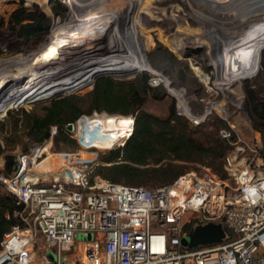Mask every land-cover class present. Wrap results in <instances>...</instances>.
<instances>
[{
	"label": "rangeland",
	"instance_id": "rangeland-1",
	"mask_svg": "<svg viewBox=\"0 0 264 264\" xmlns=\"http://www.w3.org/2000/svg\"><path fill=\"white\" fill-rule=\"evenodd\" d=\"M55 1L65 8L64 13L53 14L50 6ZM101 2L102 0H75L78 6L85 5L87 9L97 8ZM129 2L130 0H103L102 3L108 5L105 7L106 11L104 8L100 10L103 14L108 13V18L122 21L120 7L125 11L130 6ZM20 3L23 6L35 4L47 15L49 24L46 33L26 39L5 31V21ZM133 3L134 11H137L133 20L135 34L153 73L134 62L127 50L113 52L104 44H92V39L98 35L96 33L99 30L89 31L88 34L83 32V28L81 31L78 29L68 33V36L50 39L54 30L75 20L80 13L76 6L67 5L64 0H0V23H3V27H0V60L3 57L6 59L0 66V71L6 73L0 79V143L3 148L0 169H6L7 161L12 166L11 159L14 154L35 142L31 140L33 134H29L19 120L23 112L40 116L43 113L42 108L51 100L67 95L81 98L77 102L84 109L87 107L84 95L91 90L96 79L104 76L126 83L139 75H145L146 83L151 89L140 109L159 119L167 118L171 112L179 114L189 124L188 131L191 136L201 144L213 145L218 138L217 130L230 124L234 137L241 141L250 142L254 136H258L260 151L264 153V122L249 112L243 89L244 84L248 83L264 99V75L259 65V54L264 48V25H257L259 22L264 23V0H133ZM80 48L85 52L96 51L101 58L126 52V59L131 64L124 70L115 69L111 61L101 65L98 62L91 64L81 59ZM251 64L256 65L255 68L246 70ZM93 71L99 74L91 79ZM128 88L122 86L121 89L125 91ZM154 93L160 98H152ZM10 94L13 97L4 102ZM213 102L216 104L212 109L219 116L212 110L196 126L191 125L187 115L182 113V106H186L189 113L197 114ZM99 112L89 113H98L95 116L101 115L103 119L90 125L89 128L95 133H105L111 126H127L128 130H132V115ZM112 116L116 118L111 120ZM59 127L62 128L63 124ZM96 127L100 131H96ZM66 131L63 127L61 132L57 131L52 137L50 147L44 149L48 154L41 167H47L52 162L51 159L58 162L55 152L70 151L77 147L75 138ZM125 139L110 147L112 150L95 144L100 148H93L88 154L98 161V173H110L112 163L123 161H107V157L117 150V146L120 148L117 158L124 156ZM157 147L164 149L161 145ZM166 161L184 163V169L200 174L210 171L219 176L221 173L218 168H215L218 172L212 170L205 162L181 161L172 158L170 153L160 160L162 163ZM131 164L150 167L158 163L154 164L148 159L146 164ZM123 175L118 182L123 183L126 180L124 177L127 175ZM137 186L152 187L149 183ZM7 192L0 188V194ZM25 212L23 210L22 214ZM17 222H20L19 218ZM187 241V235L181 237L182 244L185 245ZM35 242L33 251L36 259L40 261L42 243L38 231Z\"/></svg>",
	"mask_w": 264,
	"mask_h": 264
},
{
	"label": "built area",
	"instance_id": "built-area-1",
	"mask_svg": "<svg viewBox=\"0 0 264 264\" xmlns=\"http://www.w3.org/2000/svg\"><path fill=\"white\" fill-rule=\"evenodd\" d=\"M212 110L182 113L196 126ZM78 120L64 125L67 130L70 124L66 132L78 145L55 152L57 163L51 159L41 167L48 154L41 145L57 132L51 125L47 139L17 151L10 169H0V188L21 204L13 212L20 222L0 240V264H264V160L258 136L245 142L234 137L230 124L217 130L227 144L224 178L186 170L169 183L144 188L96 171L98 161L88 153L100 148L93 144H106L94 131H81ZM208 221L224 227L221 241L181 243L195 224ZM37 231L40 263L33 251Z\"/></svg>",
	"mask_w": 264,
	"mask_h": 264
},
{
	"label": "trees",
	"instance_id": "trees-1",
	"mask_svg": "<svg viewBox=\"0 0 264 264\" xmlns=\"http://www.w3.org/2000/svg\"><path fill=\"white\" fill-rule=\"evenodd\" d=\"M50 8L54 15L65 12V8L58 1H55ZM48 24L47 15L37 5L23 6L20 3L10 12L4 23V29L15 37L30 39L46 33ZM0 27H3V23H0ZM79 54L82 60L91 62V64L98 62L101 65L111 61L117 70L127 69L131 64L126 59V52L110 56V58H101L96 51L85 52L83 48H80ZM3 62L4 57L0 60V66ZM259 65L261 73L264 75V48L260 51ZM98 74L97 71H93L91 79ZM146 79L145 75H139L132 81L121 83L106 76L100 77L94 81L91 90L84 95L87 101L86 108L83 109L81 105H78L77 101L81 98L76 95H67L51 100L47 106L42 108L43 113L40 116L23 112L19 120L23 122L24 129L29 134H33L31 140L40 142L47 138L49 126L55 125L59 129L57 131L61 132L66 123L74 121L81 114H89L91 111H102L123 116L132 115V130L124 141V156L117 158L120 150L117 146L115 147L117 150L107 157V161L116 159H123V161L112 163L110 165L112 171L102 173V176L113 182H118L119 177H123L125 174L127 175L124 177L126 180L122 182L134 186L149 183L153 187L169 183L179 173L187 170L184 169V163L160 162L170 153L172 158L181 161L205 162L214 171H217L215 168H218L221 172L219 176L225 177L222 156L226 151L227 144L224 141L217 138L213 145L201 144L198 139L191 136L186 120L174 112H171L165 119H159L140 109L145 96L151 89L146 83ZM122 86L129 88L123 91ZM243 89L245 104L249 112L264 122V99L260 98L255 87L248 83L244 84ZM151 97L160 98L156 93L152 94ZM7 112L8 110H6ZM61 124H63L62 128L59 127ZM157 145L163 146L164 149L157 147ZM49 147V140H45L41 145L42 151ZM22 149L25 150L26 147L24 146ZM2 151L3 148L0 143V154ZM49 153L51 152L49 151ZM49 156L52 155L49 154ZM148 159L154 164H158L150 167H138L131 164L135 162L146 164ZM20 208L21 204L15 202V197L11 193L0 194V240L9 226L18 221L13 212Z\"/></svg>",
	"mask_w": 264,
	"mask_h": 264
},
{
	"label": "bare ground",
	"instance_id": "bare-ground-1",
	"mask_svg": "<svg viewBox=\"0 0 264 264\" xmlns=\"http://www.w3.org/2000/svg\"><path fill=\"white\" fill-rule=\"evenodd\" d=\"M64 2L67 5H71L73 7L76 6L80 10V13L76 16L75 20H71L70 22H67L66 25H64V27L62 26L61 28H63V29L60 28V29L54 30L50 36V39H55V38H59L62 36H68L69 35L68 33L75 31V30H78V29H80V31H81V30H83V28H85L83 32H87L88 34H90L89 31L94 32L96 30H99V32L96 33L98 35L96 37L94 36V38L92 39L94 41V42H91L92 44L93 43L104 44V46H106L109 50H111L113 52L119 51L121 49L127 50V51H129L134 62H136L142 69H144L146 71L148 70L151 73H153L151 66L149 65L145 56L143 55V51L139 45L138 37L135 34L136 26H135L133 20H134L135 16L137 15L136 14L137 11L136 12L134 11L135 4L133 3V0H130V2H129L130 6H128L125 11H123L124 9H121V7H120V11L122 14V19H123L122 21L117 20V19L115 20V19L108 18L109 17L108 13H106V14L101 13L102 11L100 9L104 8L106 11L105 7H107V5H108V4L102 3L103 0L100 3V5L97 6V8H99V9H97L95 7L87 9V7H85V5L78 6L75 3V0H64ZM142 5H144V4H142ZM112 14H114V13H112ZM111 16H113V15H111ZM89 23L91 24L90 26H89ZM257 25H264V23L259 22V23H257ZM83 35H85V33ZM87 42H89V41H87ZM257 53H259L258 50H257ZM4 62H6V59H4ZM255 66L256 65L252 66V64H251V66L248 65V68L246 70L253 69V68H255ZM0 72H1V75H0V79H1V77H4V75H6V73H5V71H0ZM163 83H164L163 85L166 86V88H167L166 83L165 82H163ZM216 88L219 89L218 87H216ZM12 97H13V94L8 95L7 98L4 100V102H6L7 100H9ZM4 102L2 101V103H4ZM215 104H216V102H213L212 104L209 105V108L212 109ZM185 107L183 106L182 109L185 113L188 114L187 109ZM113 117L111 118V120L115 119ZM99 120H103L101 115L100 116H94L93 119H91L87 123V127L89 128L90 125L94 124V122H97ZM126 127L123 128L122 126H111L110 128L108 127L109 129L106 130L105 133L104 132H98V133H96V136L99 139L98 141L101 144H106V146H109L114 141H117V140L119 141L120 140L119 138L127 133L128 129ZM95 130L100 131L97 127ZM42 168H46V167H42ZM37 263H40V261L38 260Z\"/></svg>",
	"mask_w": 264,
	"mask_h": 264
},
{
	"label": "water",
	"instance_id": "water-1",
	"mask_svg": "<svg viewBox=\"0 0 264 264\" xmlns=\"http://www.w3.org/2000/svg\"><path fill=\"white\" fill-rule=\"evenodd\" d=\"M70 127V124H68L66 129L70 130ZM5 167L6 170L10 169V161L6 162ZM224 235L225 229L220 222L208 221L203 224H195L191 231L187 233L188 241L185 245L194 247L206 243L219 242ZM48 257L51 258V254H48Z\"/></svg>",
	"mask_w": 264,
	"mask_h": 264
},
{
	"label": "clouds",
	"instance_id": "clouds-1",
	"mask_svg": "<svg viewBox=\"0 0 264 264\" xmlns=\"http://www.w3.org/2000/svg\"><path fill=\"white\" fill-rule=\"evenodd\" d=\"M96 114H98V113H94V115H93V114H82V115L78 116V117H79L78 125L80 126L81 131L90 130V129L87 127V123H88L91 119H93V116H95ZM83 116H87L86 121H84ZM78 117H77L74 121H77ZM132 124H133V122H132ZM78 143H81V141L79 140ZM92 146H95V145H92Z\"/></svg>",
	"mask_w": 264,
	"mask_h": 264
}]
</instances>
